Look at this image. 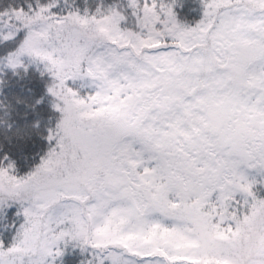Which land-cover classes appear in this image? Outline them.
<instances>
[{
	"label": "snow or ice",
	"instance_id": "1",
	"mask_svg": "<svg viewBox=\"0 0 264 264\" xmlns=\"http://www.w3.org/2000/svg\"><path fill=\"white\" fill-rule=\"evenodd\" d=\"M31 66L59 115L32 170L0 158V264H264V0L9 5L0 75Z\"/></svg>",
	"mask_w": 264,
	"mask_h": 264
},
{
	"label": "trees",
	"instance_id": "2",
	"mask_svg": "<svg viewBox=\"0 0 264 264\" xmlns=\"http://www.w3.org/2000/svg\"><path fill=\"white\" fill-rule=\"evenodd\" d=\"M27 2L28 0H0V10L9 5L26 6ZM76 2L79 6H84V0ZM105 2L110 3L111 0ZM96 3L98 0H88L93 8ZM174 11L181 22L194 25L202 17V0H174ZM0 78L6 81L0 88V158L8 155L15 161L18 173L24 175L38 165L47 152L49 145L44 137L48 134L47 129L54 126L59 114L53 113L51 97L46 95V82L50 78L41 77L35 66L29 67L27 73L21 70L19 75L8 71L0 75ZM42 97L43 102L37 104L36 101ZM37 122L39 126L34 127ZM18 210V205H13L0 213V239L6 244L12 240L16 228L23 222V216L16 215ZM89 258L87 253H82L79 248L69 244L55 264H87Z\"/></svg>",
	"mask_w": 264,
	"mask_h": 264
},
{
	"label": "rangeland",
	"instance_id": "3",
	"mask_svg": "<svg viewBox=\"0 0 264 264\" xmlns=\"http://www.w3.org/2000/svg\"><path fill=\"white\" fill-rule=\"evenodd\" d=\"M2 211H0V213H1Z\"/></svg>",
	"mask_w": 264,
	"mask_h": 264
}]
</instances>
